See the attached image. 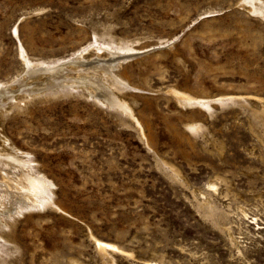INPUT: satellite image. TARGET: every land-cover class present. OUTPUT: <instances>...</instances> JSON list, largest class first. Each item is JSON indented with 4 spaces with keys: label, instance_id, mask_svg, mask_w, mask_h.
<instances>
[{
    "label": "rangeland",
    "instance_id": "rangeland-1",
    "mask_svg": "<svg viewBox=\"0 0 264 264\" xmlns=\"http://www.w3.org/2000/svg\"><path fill=\"white\" fill-rule=\"evenodd\" d=\"M246 1L0 0L1 91L26 72L21 47L72 81L87 74L70 68L79 54L83 64L122 62L117 70L145 88L124 91L151 134L149 147L82 87H41L21 108L4 97L2 134L65 212L1 216L11 236L0 237V264H264V126L251 125L264 107V19ZM110 38L133 48H109ZM176 86L223 97L188 113L169 92ZM190 117L201 128H188ZM5 169L0 200L13 190ZM93 238L115 246L110 261Z\"/></svg>",
    "mask_w": 264,
    "mask_h": 264
},
{
    "label": "bare ground",
    "instance_id": "bare-ground-1",
    "mask_svg": "<svg viewBox=\"0 0 264 264\" xmlns=\"http://www.w3.org/2000/svg\"><path fill=\"white\" fill-rule=\"evenodd\" d=\"M245 4L250 5V7L252 8L251 12L259 15L264 19V0H247ZM95 41H98L97 36H95ZM132 43L133 42L124 43L122 41H115L111 38L110 40L106 41L107 47L109 48L116 47V49L120 51L132 49L133 48L131 45ZM93 47L96 50L100 49L95 46ZM103 51L105 50L103 49ZM94 52L95 51L92 52V55H95ZM106 55L107 54L104 53H98L97 59L98 57H103ZM20 56L24 62V67L26 69V72H24L25 74H23L22 78L15 79L14 82L12 83V86H9V89H7V91L5 90L3 91V89L2 91L0 90V102L3 101L4 97L14 98L15 104L19 108H21L22 104L23 105L25 104L26 97L32 96L34 93L31 94V92L33 91L36 92L40 91L39 88L41 87L49 88L51 87L49 85L53 84L55 85L54 87L69 88L70 89L68 90L69 92L71 90L77 89L78 87H82L83 89L87 90L88 92L87 96L93 97L99 103L106 105L108 108L112 109L114 112H116V114H118L121 117L123 123L130 124V126L134 127L137 131V134L141 138H143L147 146L150 147L151 134L149 133L144 120L137 115V112L135 110L136 104L134 100L132 98H128L127 94L124 91V87L126 86L125 84L128 85L133 84L135 88L141 91L145 90V88L135 83L131 84L130 79L126 76V72L124 71L119 72L117 70V67L120 68L122 67L123 65L122 62L118 63L117 61H113V62L100 61L93 63L84 62L83 64V62L81 61L82 59L85 58L83 55L79 54L78 56L79 59L78 60L76 59L77 62H72L71 64L72 66L73 65L76 66L79 64L85 66V69L87 70L86 71L87 74H79L77 80L72 81L71 79L65 77L64 71L67 69L64 66L63 68H60L59 67L60 64L55 63L54 64L55 66L51 68L49 67V69L35 66L37 62H34L28 57L23 47H21ZM44 66L45 65H43V67ZM73 67L70 68L74 69L75 73L85 70V69L78 70L77 68L75 67L73 68ZM91 73L95 75H100L102 78L100 79V78H96V76L95 77L89 76ZM102 79H104V81ZM177 88L179 87L176 86V88H172L169 92L174 98V101L181 108L186 110L200 106L211 108L213 107V105H211V102L213 100L220 101L222 100L223 97L221 93H220L221 97H217V96L211 97L209 93L194 92L192 90L182 89V88H179L180 89L179 90ZM16 91H18L19 93H17V95H13L15 94ZM5 111L6 110L4 109V107H0V135H1L0 164H3L5 167H7V169L4 170L5 172H2L1 175L3 178L2 181H4L6 185L5 188L7 190L9 189L11 190L13 189V190L10 192L9 194L10 196L6 193L5 195L2 196L0 200V207H3V209H5L3 212H0V217L3 216L4 214H7L9 217L11 216V218L12 217L16 218V216H20L25 211H31L35 209L42 210L45 209L46 207H53L55 209L64 211L63 208L57 206L56 202H53V200L50 199V194L52 193L51 189L53 185L52 182L47 180L45 176L35 175L33 171L30 169L31 166L27 162L28 161L27 156L19 153L15 145L12 142L7 141V139L2 134L3 133L2 125H1L3 119L2 114H4ZM196 111L197 110L195 109H191L188 113H195ZM259 113L260 114L256 115L255 124H251L253 129L254 130L256 129V131H258L257 129L259 127L264 126V107L261 109ZM186 126L191 130L201 128L199 121L193 119L192 117H190L187 120ZM215 146L220 153L223 151L222 144H216ZM169 166L171 168V172H172L171 175L173 178L182 177L178 169L174 168L172 165ZM11 169L13 170L17 169L18 172L16 173L11 172L10 171ZM10 173H12L11 174L12 176L9 175ZM221 181L222 179L219 176L211 178L207 182L208 191L205 192L204 194L207 195L210 194L209 191L214 190L215 187L218 186ZM199 208L204 211L205 215L214 218L215 211L212 208H210L209 202L207 201L199 202ZM0 222H2L1 219ZM11 222H14V219H12ZM10 236L11 234L2 235V231H0V237H4L7 240H9ZM93 240L95 242V250L98 253V255L103 259L107 258V260L110 261L109 258L110 255L116 252L115 246L109 243H105L97 238H93ZM109 245H111V247H109ZM73 264H82V263L78 261H74Z\"/></svg>",
    "mask_w": 264,
    "mask_h": 264
},
{
    "label": "snow or ice",
    "instance_id": "snow-or-ice-1",
    "mask_svg": "<svg viewBox=\"0 0 264 264\" xmlns=\"http://www.w3.org/2000/svg\"><path fill=\"white\" fill-rule=\"evenodd\" d=\"M109 247H111V245H109Z\"/></svg>",
    "mask_w": 264,
    "mask_h": 264
}]
</instances>
